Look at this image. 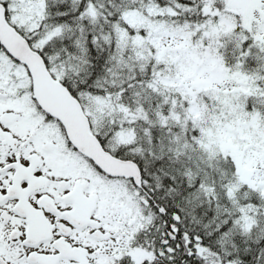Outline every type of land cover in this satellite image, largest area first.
<instances>
[{
    "label": "snow or ice",
    "instance_id": "obj_1",
    "mask_svg": "<svg viewBox=\"0 0 264 264\" xmlns=\"http://www.w3.org/2000/svg\"><path fill=\"white\" fill-rule=\"evenodd\" d=\"M0 264H264V0H0Z\"/></svg>",
    "mask_w": 264,
    "mask_h": 264
}]
</instances>
